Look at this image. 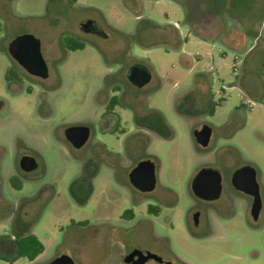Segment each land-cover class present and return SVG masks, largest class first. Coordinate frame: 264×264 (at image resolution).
<instances>
[{
	"label": "rangeland",
	"instance_id": "374dc122",
	"mask_svg": "<svg viewBox=\"0 0 264 264\" xmlns=\"http://www.w3.org/2000/svg\"><path fill=\"white\" fill-rule=\"evenodd\" d=\"M216 6L218 0H0V264H41L61 253L77 264L109 263L122 225L133 224L121 217L127 207L134 208V223L155 224L170 235L190 263H209L225 250L227 264H264V207L254 221L252 198L226 181L250 162L264 200V84L251 91L243 81L245 65L253 69L248 78L255 77L262 48L252 40L254 50L245 56L220 41H201L193 27L213 37L225 20ZM89 18L103 25L107 38L82 30ZM24 33L40 39L47 79L28 74L10 56L9 43ZM81 41L84 48L66 46ZM137 63L152 72L142 87L128 80ZM117 83L124 93L113 115L123 121L103 131L102 114ZM199 118L214 125L207 148L193 139ZM79 123L90 125L91 137L77 148L64 130ZM24 151L37 153L50 172L44 200L33 198L40 183H27L31 173L17 179ZM147 156L158 161V186L125 192L130 170ZM202 165L218 169L226 185L207 204L219 233L198 241L185 224L195 199L190 183ZM28 232L45 244L33 261L18 257L13 242Z\"/></svg>",
	"mask_w": 264,
	"mask_h": 264
},
{
	"label": "flooded vegetation",
	"instance_id": "af4514ba",
	"mask_svg": "<svg viewBox=\"0 0 264 264\" xmlns=\"http://www.w3.org/2000/svg\"><path fill=\"white\" fill-rule=\"evenodd\" d=\"M89 19H92V18H89ZM89 19H86V20H89ZM86 20H84V21H86ZM92 20H95V19H92ZM95 21L98 22L97 20H95ZM82 23H81V25H82ZM98 23H99V25L97 27V31L98 32H87V33H93V34H96V35H98L100 37L107 38L108 35H107L106 32H104L105 29H104L103 25L100 22H98ZM8 51H9V46H8ZM9 54L13 58V60L17 63V65L22 70L26 71L28 74L33 75L35 77H38L40 79H47L49 77V67H48V75L46 77H44V76H41V75H38V74L30 72L24 65H22L10 53V51H9ZM47 65H48V63H47ZM7 81H8L9 84H11L13 79L10 78V77H7ZM18 81L21 82L20 80H18ZM112 88L114 90L111 89V91L115 92V93H114V95L111 96V98L109 100V104H108L109 109L108 110L106 109L103 112V114H102V119H101L102 125H106V127H107V128H103V131L107 130L108 127H110V125L112 124V122H115L116 125H118V127H119V125H121V122L123 121V116L122 115H113L114 113H116V111L113 108V106L119 104L120 98H122V94L124 92L122 91V86L119 85L118 83L114 84V86H112ZM111 103H114V105L111 106L112 108H110ZM133 116H134V120L136 119L137 122L141 121V119H138L139 116L138 117L136 115H133ZM199 119H201V122L199 123L198 126H195L194 129H193V139L201 147L207 148L209 146V144L211 142V138L213 136L214 125H213V123H211L209 121V119H206V118H199ZM162 120H164V119L162 118ZM197 120H198V118H196V121ZM79 124L87 125L90 128V135H89L88 140L86 141V143H87L89 141L90 137H91V127H90L89 124H86V123H79ZM73 125H78V124H73ZM205 125H208V126H210L212 128V133H211V138H210V141H209L208 145L203 146L197 141L196 136H195V131L202 129ZM64 136H65L66 142L68 141L72 146H74L71 143V141L67 138V136L65 134V130H64ZM85 144L83 146H85ZM104 145L107 146L106 144H104ZM83 146H81V147H83ZM4 153H5L4 146H0V155L2 156V158L4 156ZM24 155H31V156H33L35 158L36 166H35L34 169H32L30 171H26V170L22 169L20 160H21L22 156H24ZM147 159H150V160H152L155 163L156 185H155V187L152 190L144 191V190H141L140 188H138L131 181V176L130 175H131L132 170L139 164V162H141L143 160H147ZM245 165H252V166H254L256 168V166L253 165L252 163L244 162L241 166L237 167L233 171V173L230 176V179H228V180H226L224 178V176L222 175V173L217 169L220 172V174H221V181H220L221 190H220V193L216 197H213V198L200 196L193 190V184L192 183H193V180H194L195 176L199 172V170L201 168H203V167H212V166L202 165L198 169L196 174L192 177V180H191V183H190L191 192H192V194H193L195 199H194V204L189 208V211H188V214H187V219H186V224H185L186 232L188 233L189 236H191L195 240L204 241L206 238L216 236L219 233V231L217 230V228H216V226L214 224V219L217 216V214L215 213V211L213 209H210V207L207 206V204L208 203L211 204L210 202L219 199L223 195V193L225 191L226 181H227V186L235 189L238 193H241L242 195H247L248 197L252 198V203H251V208H250L251 216L254 219V221H257L259 219L261 211H262V209L264 207L263 197H262V202H263L262 208L260 210L258 218L255 219L253 214H252V211H251L252 210V204H253V201H254V196L252 194H250V193H247V192L243 191L242 189L237 188L234 185L233 180H232L234 172L237 169H239V168H241V167H243ZM18 166L20 167L21 171L24 173V174L21 175V177L17 178L18 181L20 179L22 180V178H24L25 175H28V174L31 173V175H33V179H32L31 182H27V183L28 184H30V183L31 184H36L38 182L40 183L39 189L36 191V193H33L34 194L33 198L36 199V200H38L39 198L44 200V197L40 195L41 194V187L42 188L43 187H45V188L47 187V183H48L47 181H48V178H49V175H50V172H49L46 164L40 159V157H39V155L37 153H33V152H30V151H24L18 158ZM212 168H214V167H212ZM214 169H216V168H214ZM256 171H257V180L259 182L257 168H256ZM40 178H43L42 182H41ZM212 180H209V181L212 184H214V182ZM22 183H26V182L22 181ZM158 184H159L158 161H157V159L155 157L147 156L145 158H142L140 161H138L135 164L134 167H132V169L129 172L128 184H127V186L124 185L123 188H124V191L129 193V194H130V192L128 190V187L132 188V189L139 190L140 192H143V193H151L153 190H155V188L158 186ZM259 186H260V193H261V183L260 182H259ZM21 188H22V186H21ZM124 194L126 195V197L128 199H130L128 194H126V193H124ZM261 196H262V194H261ZM175 205L176 204H174V206H172V207L174 208ZM15 207H17V203H15ZM147 207H150L151 209H154V213L156 212L155 213L156 215H159L160 212H161V208H158L156 206H151L150 205V206H147ZM133 213H134V208L133 207L132 208L131 207H127V208L124 209L123 213L121 214V217L123 219H125V220H127V221H129V222H131L133 224L122 225V227H123V229H122L123 239H122L121 242L117 243V245L115 246V256L112 259V261H109V263L104 262L103 264H194V263H190L189 261L184 259L172 247V238H171V236L168 235V234H160L158 232L155 224L134 223L133 220H135L136 217L134 216ZM12 222H14V221H12ZM30 233L34 234L33 232H28L26 234H21L20 236H17L15 234L14 240H13L15 246H16V239L18 237H23V236H25L27 234H30ZM41 253H39V254H41ZM62 254H67V253H61L60 255H62ZM60 255H56V256H54L52 258L50 257V258H48L46 260H42L41 264H48L51 260H53L54 258H56V257H58ZM36 257L33 258V259H29V258H27V259L33 261V260L36 259ZM74 261H75V264H77L75 259H74ZM205 263H207V262H203V264H205ZM207 264H227L225 250H223V254L220 257L212 258L209 261V263H207Z\"/></svg>",
	"mask_w": 264,
	"mask_h": 264
},
{
	"label": "water",
	"instance_id": "95a60500",
	"mask_svg": "<svg viewBox=\"0 0 264 264\" xmlns=\"http://www.w3.org/2000/svg\"><path fill=\"white\" fill-rule=\"evenodd\" d=\"M98 25V22L89 19L82 23L81 28L85 32H98ZM9 51L30 72L44 77L48 75V65L42 53L41 41L34 34L18 35L9 43ZM128 78L134 85L142 87L151 80L152 72L145 64L137 63L130 67ZM211 133L212 128L205 125L202 129L195 131V136L201 145L206 146L210 141ZM65 134L71 143L79 148L88 140L90 128L83 124L70 125L65 129ZM20 163L22 169L26 171H30L36 166L35 158L31 155L22 156ZM130 176L131 181L141 190H152L156 185L155 163L150 159L139 162ZM209 180H212L214 184ZM232 180L237 188L254 196L251 211L254 218L257 219L263 202L256 168L252 165H245L234 172ZM220 181L221 174L217 169L203 167L193 180V190L200 196L213 198L220 193ZM48 264H75V261L70 255L62 254Z\"/></svg>",
	"mask_w": 264,
	"mask_h": 264
},
{
	"label": "crops",
	"instance_id": "0c3cea01",
	"mask_svg": "<svg viewBox=\"0 0 264 264\" xmlns=\"http://www.w3.org/2000/svg\"><path fill=\"white\" fill-rule=\"evenodd\" d=\"M207 3L211 6L210 2ZM216 10L215 14L221 15L220 18L225 20L222 19V26H217L215 35L206 36L196 26L193 27L194 33L203 42L220 41L237 55L243 52L245 56H249L254 50V43L250 45V42L257 41L261 45L262 54L256 60L259 68L254 69L255 77L248 78V74L253 72L250 66L245 65L243 68L245 87L252 91L258 85L264 84V0H218ZM235 31L239 35H235Z\"/></svg>",
	"mask_w": 264,
	"mask_h": 264
},
{
	"label": "trees",
	"instance_id": "16d2710c",
	"mask_svg": "<svg viewBox=\"0 0 264 264\" xmlns=\"http://www.w3.org/2000/svg\"><path fill=\"white\" fill-rule=\"evenodd\" d=\"M1 30L2 22L0 20V32ZM66 45L69 47V49H78L85 47V43L83 41L77 43L67 42ZM113 105L114 103H111L110 106ZM13 184L16 185L15 179ZM16 247L18 257H26L29 259H33L45 249V244L37 235L30 233L23 237H18L16 239Z\"/></svg>",
	"mask_w": 264,
	"mask_h": 264
}]
</instances>
